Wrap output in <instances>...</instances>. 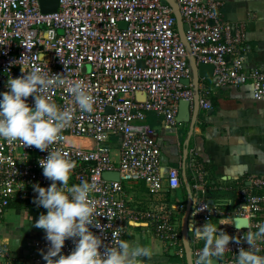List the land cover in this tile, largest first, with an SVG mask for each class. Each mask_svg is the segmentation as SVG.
Listing matches in <instances>:
<instances>
[{
	"label": "built area",
	"instance_id": "2783aa9c",
	"mask_svg": "<svg viewBox=\"0 0 264 264\" xmlns=\"http://www.w3.org/2000/svg\"><path fill=\"white\" fill-rule=\"evenodd\" d=\"M175 2L187 24V44L175 8L163 0H59L58 9L49 12L42 10L41 0H0V93L8 90L9 76L26 74L23 66L28 70L48 65L51 73L63 74L68 81H83L94 98V110L82 112L65 87L48 93L61 109L73 110L71 125L51 148L75 163L69 186L85 180L96 185L90 196L102 227L93 225L90 230L102 239L101 253L126 241L131 222L145 221L167 249L186 256L177 210L163 197L167 190L181 189L183 175L178 167L163 165L162 145L148 122L149 114L160 117L165 128H177L181 100L190 102L192 119L196 110L198 114L213 110V93L228 85L249 83L254 97L264 100V68L247 63L246 26L222 18V0ZM40 54L46 61H39ZM190 57L198 66H215L211 85L201 77L197 88ZM138 91L146 92L144 101L137 99ZM27 100L34 103L32 96ZM80 139L91 145H80ZM51 148L41 151L18 140L0 139V219L14 204L35 205L47 212L36 204L34 186L52 183L39 164ZM188 153L194 196L190 213L200 225L208 220L241 238L240 243L230 242L224 258H218L219 264H235L240 248L249 247L245 234L264 224V175L252 173L232 185L211 186L221 197L211 203L207 165L197 146ZM106 171H117L120 178L107 179ZM140 182L148 189L147 207L146 201L134 204L126 188ZM185 208L180 203L178 212ZM238 217L247 219V225L227 224ZM29 244L23 258L0 240V264H47L46 236ZM258 244L264 255V241ZM191 247L194 261L203 242L191 239ZM74 249L75 239L70 238L61 254Z\"/></svg>",
	"mask_w": 264,
	"mask_h": 264
},
{
	"label": "clouds",
	"instance_id": "9594fccd",
	"mask_svg": "<svg viewBox=\"0 0 264 264\" xmlns=\"http://www.w3.org/2000/svg\"><path fill=\"white\" fill-rule=\"evenodd\" d=\"M39 61H46L43 54L39 55ZM22 71L26 74L19 78L9 76L8 90L0 93V139L9 143L18 140L24 146L46 151L62 138L61 133L74 118L72 109H61L52 99L48 94L50 89L65 87L82 112H92L95 101L83 81H68L63 74L51 73L48 65L28 70L23 66ZM30 96L34 97L32 104L27 100ZM39 164L43 175L52 181L48 187L34 186L38 193L36 204L47 209L34 222L35 227L45 231L50 242L47 252L43 253L47 264H140L136 257L153 255L151 248L132 246L123 240L101 253L102 239L90 230L93 225L102 227L96 219L95 205L90 196L95 191V183L85 180L69 186L75 163L61 151L51 148L47 158L40 159ZM237 220L227 224L237 227ZM257 228L256 232L249 231L243 237L249 247L240 248L235 264H264V255L259 254L258 244L264 241V224ZM191 231L194 241L203 242L193 264H215L214 258L222 260L230 242L240 243L241 240L208 220L203 225L193 222ZM70 238L75 239L74 251L61 254L65 241Z\"/></svg>",
	"mask_w": 264,
	"mask_h": 264
},
{
	"label": "crops",
	"instance_id": "0c3cea01",
	"mask_svg": "<svg viewBox=\"0 0 264 264\" xmlns=\"http://www.w3.org/2000/svg\"><path fill=\"white\" fill-rule=\"evenodd\" d=\"M222 1L224 2L222 18L246 26L245 46L248 65L264 68V0ZM204 82L211 85L213 78L206 77ZM212 100L213 110H201L193 130L190 122H181L174 129L165 128L160 117L154 114H149L148 122L157 130L156 136L162 145L164 166L178 167L183 174L189 150L196 146L199 148V156L205 161L209 173L207 179L210 188L207 196L214 202L215 200L219 202L221 197L219 200V195L212 191L211 186L232 185L252 173L264 175V100H257L254 97L249 83L220 88L213 93ZM77 142L80 145L89 144L85 139ZM185 170L191 185V171L188 167ZM126 188L134 204L146 201L143 205L148 206V189L144 182L134 184L132 187L131 184H127ZM180 192L188 196L184 182L181 189L167 190L163 197L169 202V207L177 210L175 217L182 233L185 210L178 212V205L184 203L186 207L187 203L177 201ZM29 209L36 213H30L32 211ZM39 212L40 215L46 213L35 205L16 204L12 205L8 213L0 219V240L10 243L23 258L28 255L30 241L46 236L43 229L34 226L35 220L39 218ZM18 216L21 217V221L18 220ZM28 222L30 226H27ZM193 222L194 217L190 213L188 224ZM25 228L27 229L24 231ZM189 236L191 242V230ZM126 241L132 246H146L153 250L151 256L136 257L140 264H189L186 257L181 258L167 249L145 221L130 223Z\"/></svg>",
	"mask_w": 264,
	"mask_h": 264
},
{
	"label": "water",
	"instance_id": "95a60500",
	"mask_svg": "<svg viewBox=\"0 0 264 264\" xmlns=\"http://www.w3.org/2000/svg\"><path fill=\"white\" fill-rule=\"evenodd\" d=\"M164 2H169L174 8L176 12V16L178 19V27L181 33V37L183 41L187 44L185 40V29L187 28V24H183L182 16L180 13V10L178 8L177 3L175 0H163ZM59 6V0H41V8L44 12H49V11H56ZM143 63V62H141ZM190 64L193 67L194 71V78H195V83L197 84L198 88V83L201 77H212L214 68L215 66L211 63H201L199 66L196 64V61L193 57H190ZM187 83H189V80H185ZM137 99L139 101H144L146 99V92L145 91H138L137 92ZM198 103V91L196 94V104ZM191 105L190 102L187 100H181L180 101V108H179V114H178V120L180 122H190L191 123V129H194V126L196 124L197 118H198V113L197 110L194 111L193 113V118L191 119ZM186 166H184V172H183V182L185 183L187 189H188V203L186 204V209L183 215V224H182V235H183V240H184V245L186 248V258L189 262V264H193V257H192V247H191V242H190V236H189V231L191 230V225L188 224V217L194 202V196H193V190L190 185L188 176L186 174L185 170ZM104 177L107 179H119V172L117 171H106L104 173ZM211 203H213V200H210ZM237 220V226L238 227H243L247 225V219L238 217L236 218ZM235 219V220H236ZM215 259V264H219V259Z\"/></svg>",
	"mask_w": 264,
	"mask_h": 264
},
{
	"label": "rangeland",
	"instance_id": "374dc122",
	"mask_svg": "<svg viewBox=\"0 0 264 264\" xmlns=\"http://www.w3.org/2000/svg\"><path fill=\"white\" fill-rule=\"evenodd\" d=\"M87 145L90 146V144H87ZM69 181H70V180H69ZM177 201H178V202H185V203H188V196H187V194H185V193H183V192H180V193L178 194ZM11 210H16V209H11ZM29 210L32 211L33 209H29ZM8 211H9V210H8ZM7 213H8V212H7ZM7 213H6V214H7ZM30 213L35 214L36 211H32V212H30ZM13 214H17V213H14V212H13ZM39 216H40V212H39ZM14 217H15V215H13L12 218H14ZM18 220L21 221V217H20V216H18ZM29 224H30V222H28V225H27V226H30ZM26 229H27V228H25L24 231H25ZM29 235H31V232H30ZM13 240H15V239H13ZM22 241H23V240H22ZM25 241H26V240H25Z\"/></svg>",
	"mask_w": 264,
	"mask_h": 264
},
{
	"label": "trees",
	"instance_id": "16d2710c",
	"mask_svg": "<svg viewBox=\"0 0 264 264\" xmlns=\"http://www.w3.org/2000/svg\"><path fill=\"white\" fill-rule=\"evenodd\" d=\"M14 205H16V204H14ZM18 205H21V204H18ZM186 257V256H185Z\"/></svg>",
	"mask_w": 264,
	"mask_h": 264
}]
</instances>
